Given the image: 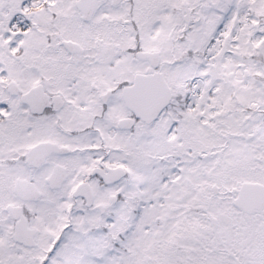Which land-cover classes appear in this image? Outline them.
Instances as JSON below:
<instances>
[{
    "label": "snow or ice",
    "instance_id": "snow-or-ice-1",
    "mask_svg": "<svg viewBox=\"0 0 264 264\" xmlns=\"http://www.w3.org/2000/svg\"><path fill=\"white\" fill-rule=\"evenodd\" d=\"M0 264H264V0H0Z\"/></svg>",
    "mask_w": 264,
    "mask_h": 264
}]
</instances>
